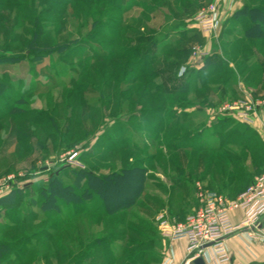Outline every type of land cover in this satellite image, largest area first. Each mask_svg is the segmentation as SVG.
Here are the masks:
<instances>
[{
    "label": "rangeland",
    "instance_id": "obj_1",
    "mask_svg": "<svg viewBox=\"0 0 264 264\" xmlns=\"http://www.w3.org/2000/svg\"><path fill=\"white\" fill-rule=\"evenodd\" d=\"M229 1L0 0V198L14 192L0 203V264H163L160 215L180 223L202 193L233 201L254 185L264 34L246 32L264 0H238V17ZM209 7L217 28L203 35ZM197 47L206 56L192 60ZM243 102L260 104L253 125L220 111ZM127 170L146 180L131 206L84 199L83 175ZM52 181L81 202L42 209Z\"/></svg>",
    "mask_w": 264,
    "mask_h": 264
},
{
    "label": "built area",
    "instance_id": "obj_2",
    "mask_svg": "<svg viewBox=\"0 0 264 264\" xmlns=\"http://www.w3.org/2000/svg\"><path fill=\"white\" fill-rule=\"evenodd\" d=\"M218 16L217 7L202 11L195 18L198 31L203 35L212 34L216 31ZM205 56L206 52L197 47L193 49L191 59L197 60ZM258 105L260 104L253 102L233 103L223 106L220 111L236 115L246 124L253 125L258 120ZM78 155L77 152H70L66 155V161L72 163ZM5 189L9 190L10 186L7 185ZM200 197L199 210L183 222L171 224L163 215L157 218L165 240L187 243L185 264H193L198 258L205 262L207 259L211 260L215 264L230 262L226 241L239 233L246 232L253 240H264V172L256 178L254 185L236 200L228 201L212 192L202 193ZM235 210L244 214L243 220L238 224L234 223L232 217ZM173 262L174 260L167 258L163 264Z\"/></svg>",
    "mask_w": 264,
    "mask_h": 264
},
{
    "label": "trees",
    "instance_id": "obj_3",
    "mask_svg": "<svg viewBox=\"0 0 264 264\" xmlns=\"http://www.w3.org/2000/svg\"><path fill=\"white\" fill-rule=\"evenodd\" d=\"M242 14V11L236 13L235 17H238ZM256 24L254 26H250L246 35L248 38L252 35V32L256 31L263 35V30L261 29V24H264V16H259L256 18ZM259 21V22H258ZM253 37V36H251ZM43 49H47L46 47H42ZM84 174V172H82ZM87 176L86 184L87 191L84 194V199L88 200L90 197H93V193H96L103 202V205L108 213H114L116 210H122L123 207L131 206V204L135 203V201L140 198L141 192L143 190L145 180V174L142 170H127L122 174H112L106 176H96L93 174L83 175V177ZM14 193V192H13ZM5 196L0 198V203L6 201L10 196ZM45 193V197H47V204L49 206H42V209H57V200H63L67 203H80L81 198H79L76 194L69 191L68 188H64L57 181H52L49 187V191ZM131 197L133 200L130 202L125 196ZM122 204L120 205L119 203ZM51 203V204H50ZM118 203V204H117ZM46 204V205H47ZM53 204H55L53 206ZM2 243V242H0ZM0 246L8 247L7 244H0Z\"/></svg>",
    "mask_w": 264,
    "mask_h": 264
},
{
    "label": "crops",
    "instance_id": "obj_4",
    "mask_svg": "<svg viewBox=\"0 0 264 264\" xmlns=\"http://www.w3.org/2000/svg\"><path fill=\"white\" fill-rule=\"evenodd\" d=\"M228 10L233 17L240 10L238 0H230L227 4ZM233 221L235 224L243 220L244 214L241 211L235 210L232 212ZM169 247L166 253L165 260L170 258L174 260L173 264H185L187 258V243L185 241L169 242ZM230 262L225 264H264V240H253L249 234L239 233L226 241ZM206 264H215L211 260H206Z\"/></svg>",
    "mask_w": 264,
    "mask_h": 264
},
{
    "label": "water",
    "instance_id": "obj_5",
    "mask_svg": "<svg viewBox=\"0 0 264 264\" xmlns=\"http://www.w3.org/2000/svg\"><path fill=\"white\" fill-rule=\"evenodd\" d=\"M193 264H205V261L202 258H198L194 261Z\"/></svg>",
    "mask_w": 264,
    "mask_h": 264
}]
</instances>
